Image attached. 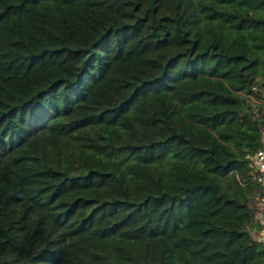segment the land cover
I'll use <instances>...</instances> for the list:
<instances>
[{
  "label": "trees",
  "instance_id": "1",
  "mask_svg": "<svg viewBox=\"0 0 264 264\" xmlns=\"http://www.w3.org/2000/svg\"><path fill=\"white\" fill-rule=\"evenodd\" d=\"M264 0H0V264H264Z\"/></svg>",
  "mask_w": 264,
  "mask_h": 264
},
{
  "label": "built area",
  "instance_id": "2",
  "mask_svg": "<svg viewBox=\"0 0 264 264\" xmlns=\"http://www.w3.org/2000/svg\"><path fill=\"white\" fill-rule=\"evenodd\" d=\"M264 93V86L262 88ZM251 159L252 165L256 171L254 178L256 182L263 188L261 194V209L256 215L255 236L258 240L264 242V134L262 136V147L252 153L246 154Z\"/></svg>",
  "mask_w": 264,
  "mask_h": 264
}]
</instances>
